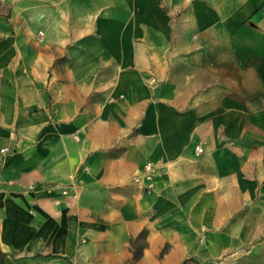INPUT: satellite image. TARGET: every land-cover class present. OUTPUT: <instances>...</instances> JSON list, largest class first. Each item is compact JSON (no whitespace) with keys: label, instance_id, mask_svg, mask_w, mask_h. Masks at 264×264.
Segmentation results:
<instances>
[{"label":"crops","instance_id":"1","mask_svg":"<svg viewBox=\"0 0 264 264\" xmlns=\"http://www.w3.org/2000/svg\"><path fill=\"white\" fill-rule=\"evenodd\" d=\"M263 8L0 0V250L264 264Z\"/></svg>","mask_w":264,"mask_h":264},{"label":"rangeland","instance_id":"2","mask_svg":"<svg viewBox=\"0 0 264 264\" xmlns=\"http://www.w3.org/2000/svg\"><path fill=\"white\" fill-rule=\"evenodd\" d=\"M9 264H43V263H56V264H68V262L65 260H62V259H58V258H55V257H45V259H41L40 257H35L34 259H28L25 258L24 260H19L18 262L16 261H12L10 258H9Z\"/></svg>","mask_w":264,"mask_h":264},{"label":"built area","instance_id":"3","mask_svg":"<svg viewBox=\"0 0 264 264\" xmlns=\"http://www.w3.org/2000/svg\"><path fill=\"white\" fill-rule=\"evenodd\" d=\"M263 12H264V8H263ZM9 153V149L7 147H1L0 148V161L2 160V158L7 154ZM145 169L146 170H149L150 169V166L149 165H146L145 166ZM28 189H33V186H29Z\"/></svg>","mask_w":264,"mask_h":264},{"label":"trees","instance_id":"4","mask_svg":"<svg viewBox=\"0 0 264 264\" xmlns=\"http://www.w3.org/2000/svg\"><path fill=\"white\" fill-rule=\"evenodd\" d=\"M8 260H9L8 255L0 250V264H9Z\"/></svg>","mask_w":264,"mask_h":264}]
</instances>
